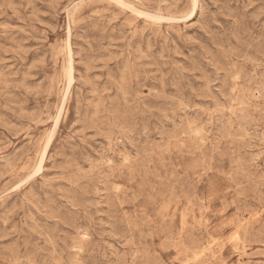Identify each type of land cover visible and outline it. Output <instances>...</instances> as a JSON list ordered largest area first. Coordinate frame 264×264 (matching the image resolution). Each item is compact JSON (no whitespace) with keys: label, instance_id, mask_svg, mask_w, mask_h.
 <instances>
[{"label":"rangeland","instance_id":"1","mask_svg":"<svg viewBox=\"0 0 264 264\" xmlns=\"http://www.w3.org/2000/svg\"><path fill=\"white\" fill-rule=\"evenodd\" d=\"M194 1L0 0V264H264V0Z\"/></svg>","mask_w":264,"mask_h":264},{"label":"bare ground","instance_id":"2","mask_svg":"<svg viewBox=\"0 0 264 264\" xmlns=\"http://www.w3.org/2000/svg\"><path fill=\"white\" fill-rule=\"evenodd\" d=\"M111 1H112V0H111ZM150 1H151V0H150ZM162 1H163V0H162ZM170 1H171V0H170ZM193 1H194V0H193ZM113 3H116V2L113 1ZM157 3H158V1H157ZM160 3H161V0H160ZM162 3H163V2H162ZM194 3H195V1H194ZM118 4H119V3H118ZM158 4H159V3H158ZM139 5H140V4H139ZM195 5H197V4L195 3L194 6H195ZM115 6H117V3H116ZM140 6H142V5H140ZM119 7H120V6H119ZM114 8H115V7H114ZM123 8H124V9H127V8H125L124 6H123ZM169 8H170V7H169ZM157 9H158V8H157ZM159 9H160V7H159ZM167 9H168V8H167ZM194 9H195V8H194ZM196 9H197V8H196ZM127 10H130V9H127ZM135 12H136V11H135ZM193 13H194V12H193ZM132 14H134V10H133V9H132ZM135 15H136V14H135ZM138 15H139V14H138ZM140 15H141V14H140ZM142 17H143V16H142ZM140 18H141V17H140ZM149 18H150V16H148V20H147V21H149ZM153 18H154V17H153ZM157 19H158V18H156V20H157ZM160 19H161V18H160ZM66 20H67V19H66ZM100 20H101V19H100ZM126 20H127V19H126ZM126 20H125V22H126ZM154 20H155V19H154ZM96 21H97V20H96ZM96 21H95V22H96ZM152 21H153V20H152ZM155 22H158V21H154V23H155ZM162 22H163V21H162ZM171 22H172V21H171ZM96 23H97V22H96ZM108 23H109V22H108ZM166 23H167V22H166ZM105 24H106V23H105ZM96 25H97V24H96ZM120 25H121V24H120ZM247 25H248V24H246V28H247ZM102 26H103V25H102ZM120 27H121V26H120ZM252 28H253V27H252ZM130 29H131V28H130ZM130 29H129V30H130ZM245 30H246V29H245ZM121 31H122V30H121ZM125 32H126V31H125ZM141 32H142V31H141ZM151 32H152V31H151ZM244 32H245V31H244ZM246 32H248V31H246ZM249 32H250V31H249ZM254 32H255V31H254ZM142 33H143V32H142ZM142 33H141V34H142ZM113 34H114V33H113ZM250 34H251V33H250ZM109 35H110V34H109ZM120 35H121V34H120ZM245 35H246V34H245ZM248 35H249V33H248ZM137 36H138V35H137ZM149 36H150V35H149ZM69 37H70V35H69ZM109 37H110V36H109ZM114 37H115V36H114ZM151 37H152V36H151ZM162 38H163V37H162ZM109 39H110V38H109ZM122 39H123V38H122ZM122 39H121V40H122ZM139 39H140V38H139ZM240 39H241V38H240ZM110 40H111V39H110ZM136 40H137V39H136ZM160 40H161V39H160ZM165 40H166V39H165ZM235 40H236V39H235ZM117 41H118V40H117ZM224 41H225V40H224ZM108 42H109V41H108ZM136 42H137V41H136ZM149 42H151V41H148V43H149ZM225 42H226V41H225ZM111 43L113 44V42H111ZM114 43H115V42H114ZM164 43H165V42H164ZM96 44H97V43H96ZM102 44H103V43H102ZM149 44H150V43H149ZM219 44H220V43H219ZM231 44H232V43H231ZM235 44H236V43H235ZM70 45H71V44H70ZM94 45H95V44H94ZM239 45H240V44H239ZM111 46H112V45H111ZM223 46H224V45H223ZM231 46H232V45H231ZM233 46H234V45H233ZM99 47H100V46H99ZM103 47H104V45H103ZM219 47H220V45H219ZM224 47H225V46H224ZM70 48H71V47H70ZM159 48H160V47H159ZM222 48H223V47H222ZM232 48H233V47H232ZM236 48H237V47H236ZM121 49H122V48H121ZM136 49H137V48H136ZM68 50H69V49H68ZM225 50H226V49H225ZM232 50H233V49H232ZM232 50H231V51H232ZM121 51H122V50H121ZM127 51H128V50H127ZM239 51H240V50H239ZM237 52H238V50H237ZM224 53L226 54V52H224ZM233 53H234V52H233ZM235 53H236V52H235ZM108 54H109V53H107V55H108ZM147 55H148V54H147ZM96 56H97V55H96ZM69 57H70V55H69ZM102 57H103V56H102ZM102 57H101V58H102ZM156 58H158V57H156ZM71 59H72V58H71ZM102 59H103V58H102ZM147 59H148V58H147ZM230 59H231V58H230ZM66 61H67V60H66ZM156 61H157V60H156ZM228 61H230V60H228ZM253 61H254V60H253ZM158 63H159V62H158ZM158 63H157V66H158ZM237 63H238V62H237ZM153 64H155V62H154ZM245 65H246V64H245ZM159 66H160V65H159ZM72 67H73V66H72ZM72 67H71V68H72ZM250 67H251V66H250ZM116 70H117V69H116ZM230 70H231V69H230ZM236 70H237V69H236ZM236 70H235V71H236ZM238 70H239V69H238ZM119 71H120V70H119ZM71 72H72V71H71ZM142 72H143V71H142ZM116 73H117V72H116ZM143 73H144V72H143ZM236 73H237V72H236ZM71 74L73 75V72H72ZM237 74H238V73H237ZM235 75H236V74H235ZM251 75H252V74H251ZM68 76H69V75H68ZM245 77H246V76H245ZM251 77H252V76H251ZM124 78H125V77H124ZM246 78H247V77H246ZM246 78H245V79H246ZM67 79H68V78H67ZM228 79H229V78H228ZM231 80H232V79H231ZM236 80H239V79H236ZM243 81H244V80H243ZM254 81H255V80H254ZM261 81H262V80H261ZM262 82H263V81H262ZM69 83H70V82L67 83L68 86H69ZM231 83H232V81H231ZM235 84H236V83H235ZM226 85H227V84H226ZM226 85H225V86H226ZM228 85H229V84H228ZM249 85H250V84H249ZM229 86H230V85H229ZM231 86H232V85H231ZM259 86H260V85H259ZM131 87H132V86H131ZM257 87H258V86H257ZM261 87H262V86H261ZM67 88H68V87H67ZM90 88H91V87H90ZM227 88H228V87H227ZM237 88H238V87H237ZM250 88H251V86H250ZM222 91H223V90H222ZM225 91H226V89H225ZM225 91H224V93H225ZM128 92H129V91H128ZM204 92H206V91H204ZM257 92H258V91H257ZM261 92H262V91H261ZM206 93H207V92H206ZM209 93H210V92H209ZM65 94H66V93H65ZM232 94H233V92H232ZM66 95H67V94H66ZM122 95H123V94H122ZM128 95H129V94H128ZM233 95H235V94H233ZM210 96H211V95H210ZM225 96H226V95H225ZM227 96H228V95H227ZM229 96H230V95H229ZM257 96H258V95H257ZM66 97H67V96H66ZM212 97H213V96H212ZM98 98H99V97H98ZM237 98H238V97H237ZM65 99H66V98H65ZM99 99H100V98H99ZM74 102H75V101H74ZM100 102H101V101H100ZM88 103H89V102H88ZM115 103H116V102H115ZM99 104H100V103H99ZM117 104H118V103H117ZM124 104H125V103H124ZM92 105H93V104H92ZM114 105H115V104H114ZM93 107H94V106H93ZM87 108H88V107H87ZM97 108H98V105H97V107H96L95 109H97ZM78 109H79V108H78ZM78 109H77V110H78ZM99 109H100V108H99ZM114 109H115V108H114ZM100 110H101V109H100ZM83 111H84V109H83ZM62 112H63V110H62ZM84 112H86V111H84ZM256 112H257V110H256ZM97 113H98V112H97ZM97 113H96V115H97ZM114 113H115V112H114ZM259 113H260V111H259ZM77 114H78V113H77ZM83 114H85V113H83ZM94 114H95V113H94ZM75 115H76V114H75ZM80 115H81V114H80ZM96 115H95V116H96ZM99 116H100V114H99ZM106 116H107V115H106ZM117 116H118V115H117ZM61 117H62V116H61ZM71 117H72V116H71ZM85 117H86V116H85ZM85 117H84V119H85ZM93 117H94V116H93ZM115 118H116V117H115ZM118 118H119V116H118ZM40 119H41V117H40ZM40 119H39V121H40ZM60 119H61V118H60ZM79 119H81V116L79 117ZM82 119H83V118H82ZM92 119H93V118H92ZM92 119H91V120H92ZM99 119H100V118H99ZM121 119H122V118H121ZM119 120H120V119H119ZM33 121H34V119H33ZM36 121H37V118H36ZM63 121H64V120H63ZM97 121H98V120H97ZM131 121H132V120H131ZM263 121H264V120H263ZM57 122H60V121H57ZM81 122H82V120H81ZM100 122H101V121H100ZM31 123H33V122L31 121ZM70 123H71V122H70ZM83 123H84V121H83ZM93 123H94V122H93ZM97 123H99V122H97ZM192 123H193V122H192ZM88 124H89V123H87V126H89ZM91 124H92V123H91ZM91 124H90V125H91ZM94 124H95V123H94ZM123 124H124V122H123ZM82 125H83V124H82ZM92 125H93V124H92ZM96 125H97V124H96ZM125 125H126V124H125ZM50 126H51V125H50ZM58 126H59V125H58ZM245 126H246V124H245ZM84 127H85V126H84ZM97 127H98V126H97ZM132 127H133V126H132ZM56 128H57V127H56ZM94 128H95V126H94ZM127 129L130 130L131 128H127ZM62 130H63V129H62ZM180 130H181V129H180ZM180 130H179V131H180ZM222 130H223V129H222ZM101 131H102V130H101ZM109 131H110V130H109ZM123 131H124V130H123ZM131 131H132V130H131ZM188 131H189V130H188ZM190 131H191V130H190ZM192 131H193V130H192ZM72 133H73V132H72ZM123 133H125V132H123ZM193 133H194V132H193ZM104 134H105V133H104ZM191 134H192V133H191ZM71 135H72V134H71ZM198 135H200V134H198ZM50 136H51V135H50ZM109 136H110V135H109ZM53 137H54V136H53ZM175 137H176V136H175ZM175 137H174V138H175ZM196 137H197V136H196ZM110 138H111V137H110ZM202 138H203V137H202ZM50 139H51V138H50ZM175 139H176V138H175ZM200 139H201V138H200ZM109 140H110V139H109ZM173 140H174V139H173ZM176 140H177V139H176ZM197 140H199L198 137H197ZM111 141H112V140H110V142H111ZM112 142H113V141H112ZM204 142H205V141H204ZM51 143H52V142H51ZM111 144H112V143H111ZM46 145H48V144H46ZM109 145H110V144H109ZM200 145H202V144H200ZM228 145H229V144H228ZM62 148H63V147H62ZM125 148H126V147H125ZM151 148H153V147H151ZM162 148H163V147H162ZM200 148H202V147H200ZM45 149H47V147H46ZM153 149H154V148H153ZM153 149H152V150H153ZM114 151H115V150H114ZM123 152H125V151H123ZM141 152H142V151H141ZM147 152H148V150H147ZM145 153H146V151H145ZM145 153H144V154H145ZM45 154H46V153H45ZM122 154H123V153H122ZM124 154H125V153H124ZM148 154H149V153H148ZM231 155H232V154H231ZM130 156H131V155H130ZM132 156H133V155H132ZM123 157H124V156H123ZM139 157H140V156H139ZM121 158H122V156H121ZM140 158H142V157H140ZM15 159H16V157H15ZM122 159H124V158H122ZM142 159H143V158H142ZM41 160H42V159H41ZM127 160H128V159H127ZM131 160H132V159H131ZM207 160H208V158H207ZM122 161H123V160H122ZM148 161H149V160H148ZM1 162H2V160H1ZM40 162H41V161H40ZM42 162L44 163V161H42ZM111 162H112V161H111ZM131 162H132V161H130V164H131ZM139 162H140V161H138V164H139ZM123 163H125V162L123 161ZM127 163H128V162H127ZM134 163H135V162H134ZM0 164H2V163H0ZM40 164H41V163H40ZM132 164H133V163H132ZM6 165H7V164H6ZM115 165H116V164H115ZM0 166H1V165H0ZM40 166H41V165H40ZM40 166H39V167H40ZM119 166H120V165H119ZM119 166H118V167H119ZM124 166H125V165H124ZM131 166H132V165H131ZM134 166H135V165H134ZM144 166H145V165H144ZM42 167H43V166H42ZM120 167H121V166H120ZM148 167H149V166H148ZM8 168H9V167H8ZM169 168H170V167H169ZM241 168H242V167H241ZM6 169H7V166H6ZM42 169H43V168H42ZM114 169H115V168H114ZM117 169H118V168H117ZM120 169H121V168H120ZM38 170H39V169H38ZM38 170H37V171H38ZM43 170H44V169H43ZM124 170H125V169H124ZM37 171H36V172H37ZM41 171H42V170H41ZM118 171H119V170H118ZM121 171H122V170H121ZM139 171H140V170H139ZM143 171H144V170H143ZM145 171H146V170H145ZM39 172H40V171H38L37 174H40ZM125 172H126V170H125ZM41 173H42V172H41ZM115 173H116V172H115ZM146 173H147V172H146ZM219 174H220V173H219ZM242 174H243V173H242ZM242 174H241V175H242ZM2 175H3V174H2ZM122 175H123V174H122ZM159 175H160V174H159ZM185 175H186V174H185ZM114 176H115V175H114ZM1 177H2V176H1ZM116 177H117V176H116ZM173 177H174V175H173ZM184 177H185V176H184ZM186 177H187V176H186ZM186 177H185V178H186ZM40 178H41V177H40ZM174 178H175V177H174ZM27 179H28V178H27ZM73 179H74V177H73ZM130 179H131V178H130ZM248 180H249V179H248ZM28 181H29V180H28ZM74 181H75V180H74ZM185 181H187V179H186ZM183 183H184V182H183ZM183 183H182V184H183ZM180 184H181V183H180ZM182 184H181V186H182ZM185 184H187V183L185 182ZM188 185H189V184H188ZM11 190H12V189H11ZM115 190H116V189H115ZM120 190H121V189H120ZM40 191H41V190H40ZM125 191H126V190H125ZM10 192H11V191H10ZM129 193H131V192H129ZM138 195H139V194H138ZM113 197H114V196H113ZM22 199H23V198H22ZM112 200H113V199H112ZM117 201H118V200H117ZM117 201H116V202H117ZM117 203H118V202H117ZM169 204H170V203H169ZM170 205H171V204H170ZM178 205H179V204H178ZM195 205H196V204H195ZM114 207H115V206H114ZM227 207H228V206H227ZM194 208H195V207H194ZM119 209H120V208H119ZM169 209H170V208H168V210H169ZM168 210H167V212H168ZM194 210H195V209H194ZM176 211H177V210H176ZM121 212H122V211H121ZM171 212H172V211H171ZM162 213H163V212H162ZM168 213H169V212H168ZM159 214H160V213H159ZM201 214H202V213H201ZM165 216L168 217L167 215H165ZM165 216H164V217H165ZM185 216H186V214H185ZM144 218H145V217H144ZM183 218H184V217H183ZM185 220H186V219H185ZM185 220H184V221H185ZM137 221H138V220H137ZM186 221H187V220H186ZM186 221H185V222H186ZM182 222H183V220H182ZM185 222H184V223H185ZM147 223H148V222H147ZM147 223H146V224H147ZM163 223H164V222H163ZM193 223H194V222H193ZM195 223H196V222H195ZM125 224H126V223H125ZM149 224H150V223H149ZM182 224H183V223H182ZM205 224H206V223H205ZM208 224H209V223H208ZM147 225H148V224H147ZM186 225H187V224L185 223L184 226L187 227ZM194 225H197V224H194ZM202 225H203V224H202ZM160 226H161V225H160ZM199 226H200V225H199ZM140 227H141V226H140ZM142 227H143V226H142ZM144 227H145V226H144ZM191 227H192V226H191ZM201 227H202V226H201ZM145 228H146V227H145ZM118 229H119V228H118ZM131 229H132V228H131ZM199 229L201 230V228H199ZM207 229H208V228H207ZM129 230H130V229H129ZM141 230H142V229H141ZM183 230H184V228L182 229V231H183ZM118 231H119V230H118ZM133 231H134V230H133ZM135 231H136V230H135ZM135 231H134V232H135ZM137 231L139 232V230H137ZM137 231H136V233H137ZM143 231H144V230H143ZM134 232H133V233H134ZM140 232H141V231H140ZM181 233H182V232H181ZM130 234H131V232H130ZM157 234H158V233H157ZM161 234H162V233H161ZM163 234H165V233H163ZM134 235H135V234H134ZM138 235H139V234H138ZM181 235H182V234H181ZM47 236H48V235H46V237H47ZM51 236H52V235H51ZM145 236H147V235H145ZM145 236H144L143 238H145ZM148 236H149V235H148ZM158 236H159V234H158ZM135 237H136V236H135ZM156 237H157V236H156ZM160 237H161V236H160ZM52 238H53V236H52ZM97 238H98V237H97ZM138 239H140V238H138ZM169 239H170V237L168 238V240H169ZM133 240L135 241L134 238H133ZM142 240H143V239H142ZM239 240H240V238H239ZM140 241H141V240H140ZM165 241H166V240H165ZM172 241H173V240H172ZM180 241H181V238H180ZM211 241H212V240H211ZM216 241H217V240H216ZM136 242H137V241H136ZM170 242H171V241H170ZM240 242H241V241H240ZM130 243H131V242H130ZM173 243H174V242H173ZM179 243H180V242H179ZM213 243H214V242H213ZM237 243H238V242H237ZM94 244H95V243H94ZM134 244H135V243H134ZM170 244H172V243H170ZM131 245H133V242H132ZM177 245H178V244H177ZM196 245H197V243H196ZM133 246H134V245H133ZM140 246H141V245H140ZM170 246H171V245H170ZM51 247H52V245H51ZM197 247H198V246H197ZM168 248L171 249L169 246H168ZM212 248H213V247H212ZM55 249H56V248H55ZM169 249H168V250H169ZM182 249H184V247H183ZM237 249H238V248H237ZM237 249H236V250H237ZM136 250H137V249H136ZM180 250H181V249H180ZM58 251H59V249H58ZM183 251H184V250H183ZM191 251H192V250H191ZM204 251H205V249H204ZM238 251H239V250H238ZM178 252H179V251H178ZM181 252H182V251H181ZM184 252H185V251H184ZM208 252H209V251H208ZM244 252H246V251H244ZM61 253H62V252H61ZM141 254H142V252H141ZM188 254H189V253H188ZM201 254H202V253H201ZM201 254H200V255H201ZM243 254H245V253H243ZM52 255H53V254H52ZM143 255H144V254H143ZM143 255H142V256H143ZM186 255H187V254H186ZM192 255H193V254H192ZM196 255H197V253L195 254V256H196ZM204 255H205V254H204ZM247 255H248V253H247ZM180 256H181V255H179V257H180ZM197 256H198V255H197ZM220 256H221V255H220ZM244 256H245V255H244ZM53 257H54V256H53ZM53 257H52V258H53ZM182 257H183V256H182ZM221 257H222V256H221ZM193 258H194V257H193ZM201 258H202V257H201ZM199 259H200V258H199ZM52 260H54V259H52ZM186 260H187V259H186ZM196 260H197V259H196ZM119 261H120V260H119ZM134 261H135V260H134ZM135 262H136V261H135ZM195 262H196V261H195ZM176 263H177V261H176ZM187 263H189V262H187ZM203 263H204V262H203ZM43 264H44V263H43ZM194 264H195V263H194Z\"/></svg>","mask_w":264,"mask_h":264}]
</instances>
